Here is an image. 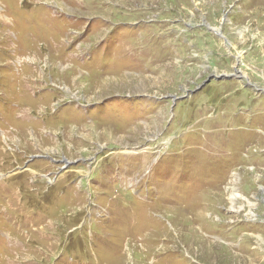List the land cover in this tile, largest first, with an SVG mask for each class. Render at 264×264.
<instances>
[{
	"label": "rangeland",
	"instance_id": "obj_1",
	"mask_svg": "<svg viewBox=\"0 0 264 264\" xmlns=\"http://www.w3.org/2000/svg\"><path fill=\"white\" fill-rule=\"evenodd\" d=\"M0 264H264V0H0Z\"/></svg>",
	"mask_w": 264,
	"mask_h": 264
},
{
	"label": "water",
	"instance_id": "obj_2",
	"mask_svg": "<svg viewBox=\"0 0 264 264\" xmlns=\"http://www.w3.org/2000/svg\"><path fill=\"white\" fill-rule=\"evenodd\" d=\"M234 75H235V73H233V74L232 73L231 74H223V73H221V74H212L206 79V81L200 87H198V89H201L202 87H204V85L207 82L211 81L212 79H218V80L231 79V78L234 77ZM235 77H237V79H242L243 78V76L239 77L238 75H236Z\"/></svg>",
	"mask_w": 264,
	"mask_h": 264
}]
</instances>
